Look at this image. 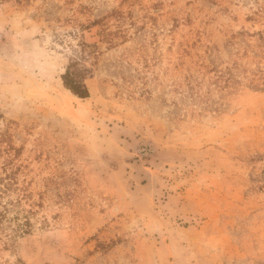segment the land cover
<instances>
[{
  "label": "rangeland",
  "instance_id": "obj_1",
  "mask_svg": "<svg viewBox=\"0 0 264 264\" xmlns=\"http://www.w3.org/2000/svg\"><path fill=\"white\" fill-rule=\"evenodd\" d=\"M0 133V264H264V0H0Z\"/></svg>",
  "mask_w": 264,
  "mask_h": 264
},
{
  "label": "trees",
  "instance_id": "obj_2",
  "mask_svg": "<svg viewBox=\"0 0 264 264\" xmlns=\"http://www.w3.org/2000/svg\"><path fill=\"white\" fill-rule=\"evenodd\" d=\"M88 73L87 67L77 60H71L67 63L64 72L61 75L62 85L68 90L73 96L78 98H86L88 97V88L85 83V77ZM6 140L5 134L0 133V143H4ZM9 148L11 145L7 144ZM13 174L12 172L7 173L5 171L4 177L0 179L2 181L0 188L10 187L13 182ZM5 188V189H6ZM0 189V233H4L7 225H4L5 222H10L12 219H9L7 216L9 209L7 207L8 204H11V201L2 202L3 197L1 196L3 192ZM18 217H14L13 221H15V226L12 231L5 235L8 238H13L17 234L20 233H29L31 231V223L27 217L22 222H18Z\"/></svg>",
  "mask_w": 264,
  "mask_h": 264
}]
</instances>
